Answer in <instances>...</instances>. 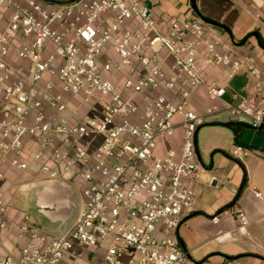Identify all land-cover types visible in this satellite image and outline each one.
<instances>
[{"label": "built area", "instance_id": "2783aa9c", "mask_svg": "<svg viewBox=\"0 0 264 264\" xmlns=\"http://www.w3.org/2000/svg\"><path fill=\"white\" fill-rule=\"evenodd\" d=\"M251 1L264 17V0ZM216 27L175 17L162 30L143 0H0V189L5 162L19 171L35 164L81 199L76 220L56 235L8 221L0 190V230L26 241L0 264H195L178 229L195 203L198 130L224 108L264 125V68L224 50ZM216 66L228 78L248 72L238 104L209 78ZM200 89L202 108L193 103ZM178 127L180 145L158 153ZM239 219L250 223L245 212Z\"/></svg>", "mask_w": 264, "mask_h": 264}, {"label": "crops", "instance_id": "0c3cea01", "mask_svg": "<svg viewBox=\"0 0 264 264\" xmlns=\"http://www.w3.org/2000/svg\"><path fill=\"white\" fill-rule=\"evenodd\" d=\"M143 1L152 8L162 30L167 29L175 17L185 19L201 16L200 14L224 23L227 29L218 26L222 29V38H226V42L232 43L240 52H246L259 67L264 68V48L259 44L256 35L241 42L256 27L260 28L264 37L262 27L249 18L253 15H244L243 19L232 16L225 20L218 12L220 0H204L202 5L201 0H198L200 13L193 9L191 0ZM224 3L228 7L233 5L232 0H224ZM14 61L25 63L15 58ZM208 74L209 78L225 85L226 101L234 105L239 103V98H234V94L244 92L249 81L245 69L238 70L231 78H228L227 68L224 66H216ZM193 103L198 108L207 103L203 89L194 95ZM230 122L240 128L239 135L229 126ZM250 128L254 127L248 116L234 115L231 109L224 108L208 117L206 124L198 130L196 140L200 168L197 178L192 181L195 203L178 229L179 240L195 264H219L228 257L237 258L245 264H264V125L258 128L263 138L250 133ZM181 136L182 128L178 127L172 137H166L159 142L157 152L165 153L168 149L179 146ZM237 146L249 148V153L246 152V156L244 152L236 154ZM3 167L8 178L7 184L0 189L8 205L5 218L18 222L30 220L37 224L16 204L19 198L23 199L18 195V190H35L34 193H28L27 199L34 203L46 222L50 223L47 228L41 224L40 226L49 233L58 232L59 221H52L38 207V197L42 189H25L28 183L45 180L39 173L38 166L32 164L29 170L19 171L9 162H5ZM255 190L260 191L262 197L257 196ZM240 212H245L250 219V223L243 228L240 226ZM215 215L220 217L217 223L213 221ZM25 242L18 240L13 232L0 230V257L8 251L18 253Z\"/></svg>", "mask_w": 264, "mask_h": 264}, {"label": "water", "instance_id": "95a60500", "mask_svg": "<svg viewBox=\"0 0 264 264\" xmlns=\"http://www.w3.org/2000/svg\"><path fill=\"white\" fill-rule=\"evenodd\" d=\"M191 6L199 12L197 0H191ZM200 15L205 22L227 29L218 21ZM25 189H42L38 197V207L52 221H59L56 235L63 234L76 220L80 210V198L75 187L69 182L62 179H45L28 183Z\"/></svg>", "mask_w": 264, "mask_h": 264}, {"label": "rangeland", "instance_id": "374dc122", "mask_svg": "<svg viewBox=\"0 0 264 264\" xmlns=\"http://www.w3.org/2000/svg\"><path fill=\"white\" fill-rule=\"evenodd\" d=\"M204 0H201L200 3L201 5L203 4ZM233 1V5L231 7H228V4L226 5V3H224V0H220V4L219 8H218V12L221 15V17H223L225 20H229L230 17L234 16L235 18L238 17L240 19H243L244 15H253V17H249L252 21H254L257 25L262 27V30H264V17L262 16V11L259 7L256 6V4L254 2H252L251 0H232ZM198 2V0H197ZM217 4V3H216ZM198 6V4H197ZM199 8V7H198ZM223 19V20H224ZM221 23V22H219ZM223 25H225L224 23H221ZM227 26V25H226ZM217 33L219 35L222 36V29L217 28ZM254 32H259L261 35V30L260 28H254V30L252 31V33ZM251 33V32H249ZM248 33V34H249ZM253 36V35H252ZM222 42L225 43L226 49L229 52H240L236 46L228 44L226 42V38H222ZM228 44V45H227ZM250 133H255L257 135H259L260 138H263L262 133H260L258 128H250ZM258 142L260 143V139H258ZM245 151H247V154L249 153V148L245 147ZM247 154H245L244 152V156H246ZM35 190H32V192H25L23 190H18V195H20V197L22 196V198L18 199V203L17 206H19V208L22 209V212L26 213L27 215H29L35 222H37V224H41L44 228H47L49 226V222H46L45 218L40 214V212L38 211V208L34 205V203L32 201H29L28 198V193H34Z\"/></svg>", "mask_w": 264, "mask_h": 264}, {"label": "trees", "instance_id": "16d2710c", "mask_svg": "<svg viewBox=\"0 0 264 264\" xmlns=\"http://www.w3.org/2000/svg\"><path fill=\"white\" fill-rule=\"evenodd\" d=\"M252 35H256L259 44L264 48V37H263L259 32H257V33H256V32H254V33L251 32V33L247 34V35L242 39L241 42H245V41H246L250 36H252ZM229 126H230L231 128L234 129L236 135H239V134H240V128H239L235 123L230 122V123H229ZM245 181H246V178H244V183H245Z\"/></svg>", "mask_w": 264, "mask_h": 264}]
</instances>
